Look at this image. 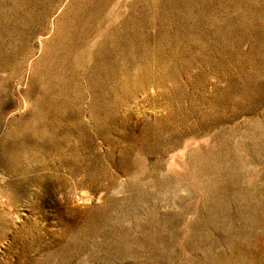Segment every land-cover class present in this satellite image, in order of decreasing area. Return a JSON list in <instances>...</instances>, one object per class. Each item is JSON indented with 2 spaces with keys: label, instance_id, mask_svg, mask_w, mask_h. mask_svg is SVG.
I'll list each match as a JSON object with an SVG mask.
<instances>
[{
  "label": "rangeland",
  "instance_id": "1",
  "mask_svg": "<svg viewBox=\"0 0 264 264\" xmlns=\"http://www.w3.org/2000/svg\"><path fill=\"white\" fill-rule=\"evenodd\" d=\"M0 264H264V0H0Z\"/></svg>",
  "mask_w": 264,
  "mask_h": 264
}]
</instances>
